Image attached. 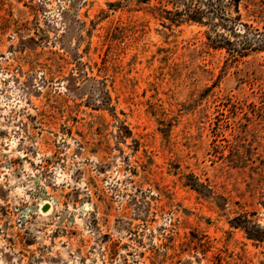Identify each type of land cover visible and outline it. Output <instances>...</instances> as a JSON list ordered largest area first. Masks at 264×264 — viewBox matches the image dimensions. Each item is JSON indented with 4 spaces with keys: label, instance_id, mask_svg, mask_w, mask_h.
<instances>
[{
    "label": "rangeland",
    "instance_id": "rangeland-1",
    "mask_svg": "<svg viewBox=\"0 0 264 264\" xmlns=\"http://www.w3.org/2000/svg\"><path fill=\"white\" fill-rule=\"evenodd\" d=\"M0 264H264V0H0Z\"/></svg>",
    "mask_w": 264,
    "mask_h": 264
},
{
    "label": "water",
    "instance_id": "water-1",
    "mask_svg": "<svg viewBox=\"0 0 264 264\" xmlns=\"http://www.w3.org/2000/svg\"><path fill=\"white\" fill-rule=\"evenodd\" d=\"M48 210H49L48 206L43 209L44 212H47Z\"/></svg>",
    "mask_w": 264,
    "mask_h": 264
}]
</instances>
